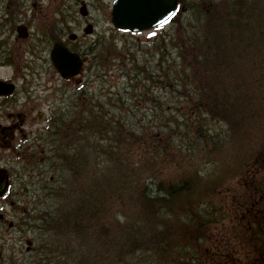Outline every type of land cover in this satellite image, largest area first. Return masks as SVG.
Wrapping results in <instances>:
<instances>
[{"label": "trees", "instance_id": "obj_1", "mask_svg": "<svg viewBox=\"0 0 264 264\" xmlns=\"http://www.w3.org/2000/svg\"><path fill=\"white\" fill-rule=\"evenodd\" d=\"M262 2L264 5V0ZM204 3V8L210 11L202 34L198 38L182 36L180 41H172L178 46L180 62L175 59L168 68L163 66L143 73L145 87L151 92L157 86L166 85L183 99L179 103L181 106L172 105L167 109L170 112L168 135L163 120L143 128L134 125L131 130L124 125L131 123L129 120L123 117L111 120L103 104L101 114L96 112L81 129H76L79 125L74 124L72 152L61 149L48 155L51 167L45 173L41 170L40 182L43 194L50 195L55 208L26 213V228L33 231L41 227L45 234H50L49 243L37 247L34 255L42 261L39 264H213V252L223 244L227 245L224 252L238 253L232 259L233 264H264V213L256 215L252 209L256 202L251 204V197H258L259 203H264V167L260 169L262 177L256 174L255 182L247 188L251 192L242 187L236 188L231 196L218 193V184L225 178L233 175V179L236 178L237 171L247 160L261 151L264 155V147L253 149V139L248 141L251 147L248 150L232 147L236 133L231 120L236 113L238 121H246L249 127L264 107V27L260 25V13L248 9L245 0H232L229 8L220 14V8L212 9V5ZM260 4L261 0H256L254 5L263 9ZM231 14H236L237 19ZM244 31H249L250 36ZM165 42V38L156 42L157 54L164 53ZM229 53L239 56H230L237 64L243 61V53L247 54L245 58H255L253 67L261 69L262 78H253L251 71L249 77H242L247 82L246 88L241 84L240 87L228 85L220 77L214 82L213 69L228 66ZM112 55L116 56L109 62L121 60L119 52ZM102 64L108 66L105 60ZM141 93L146 95L145 102L153 110L163 109L157 96L149 98V103L148 92ZM141 93L134 101L138 108L143 106L139 103ZM105 96L119 103L109 98L110 95ZM255 101L259 104L255 105ZM146 106L143 107L149 108ZM120 109H129L123 114H131L133 110L130 107ZM210 121L221 122L228 128L227 139L209 127ZM100 127L101 132L114 135L108 140L110 143H123L117 150L110 144L102 152L101 174L99 167H81L87 163L92 165L97 153L101 155V136L93 138L89 150L83 152L80 148L84 149L83 144L88 139L76 134L99 131ZM54 138L60 142V137ZM166 143L167 146H163ZM201 152L210 158L218 153L224 156L221 173L211 181L193 175L194 169L163 178L162 167L170 163L165 154L178 153L186 167H193L201 160ZM57 164L64 167H57ZM81 169L87 172L84 179L78 176ZM69 172L75 173L73 181ZM51 173H57L53 180ZM38 220L41 223L37 224ZM218 230L222 231L215 232ZM34 242L37 243V239ZM214 244L220 248H213ZM246 252L253 254L251 260H244ZM4 255L0 263L19 264L13 255H9L8 260V253Z\"/></svg>", "mask_w": 264, "mask_h": 264}, {"label": "rangeland", "instance_id": "obj_2", "mask_svg": "<svg viewBox=\"0 0 264 264\" xmlns=\"http://www.w3.org/2000/svg\"><path fill=\"white\" fill-rule=\"evenodd\" d=\"M39 3H41L44 8L48 6L47 0H37ZM85 3L88 5V9L91 12V22L95 24L96 26V37L98 36L101 39L100 47L98 50H96V53H101V88L99 91L94 92V96L98 99V105L94 107L93 111H97V109H101V106L105 104V109L107 110V113H110V119L111 120H117L115 117H123L125 120H129L131 123L125 122L124 125L128 127L131 130L133 129V126L135 125L137 128L140 127H146L147 125H151L154 123H159L157 120H163L164 125V131L168 135L169 132V125L168 122L170 120V112L167 110L169 107L173 105V107L176 105L181 106L183 102V99L180 98L178 93H173L166 85V87L157 86V88H154V91L151 92V90L147 87H145V77L143 76V73H145V70L148 72V70H159L161 67L168 68V65L171 63H174V60L177 59V63L180 62L179 59V49L177 44H175L178 40L180 41L181 37H185L186 39H190V37H196L198 38L203 31L204 26L206 25L207 21V14L210 11L209 9H205L204 6L206 2L208 5H212V9H218L220 14L221 12L224 13V10H227L229 6L232 3V0H183V8L180 12V15H178L173 21L170 23L154 28L152 30L138 32V33H127L122 32L119 29H116L112 22H111V13H110V6L112 0H84ZM79 0H56V8H52L51 12H57V15L55 16L56 19L60 18V14L58 16V11H60V8H65L64 5H69L70 11L69 14L72 17V20L74 21H81L80 19L84 18L80 15L79 10L80 6L77 5ZM235 2V1H234ZM256 0H245L244 5L248 4V9L253 10V12L260 13L261 16V23L260 25L264 27V13L263 9L257 8L256 5H254ZM201 3V4H200ZM217 4V7L214 5ZM254 5V6H252ZM261 6L263 5L260 4ZM66 14V12H64ZM68 14V13H67ZM216 15V14H214ZM213 15V16H214ZM225 16V14H224ZM233 19H237L236 14H231ZM228 18H230L228 16ZM247 19V16H245ZM78 23H73L71 25L72 29H77ZM248 30V29H247ZM245 35L247 37L250 36L249 31H244ZM154 33V35H151ZM161 37H165V43L167 45L164 46V53L157 54L159 49L157 44L155 43L156 40L162 39ZM176 41V42H172ZM156 47V48H155ZM251 49L253 48L250 47ZM113 52H119L123 53L121 54V60L117 59L116 62H109L108 59H111L113 57ZM106 54V55H105ZM244 58L243 61L240 63H235L234 60L231 57L238 56L234 53H229L227 55V64L226 67L214 68L213 69V75H214V82H218V78L220 77L225 81L228 85H234V87H240V84L243 85L246 88L247 82L242 79L243 76L249 77L251 71L253 73V78L261 77V69H258L259 67H253L255 66V58L246 57L247 54L243 53ZM116 56V55H115ZM114 56V57H115ZM231 56V57H230ZM113 57V58H114ZM239 57V56H238ZM105 60L106 63H108V66L106 67L105 64H102V61ZM117 64V65H116ZM259 64V63H258ZM116 65V66H114ZM262 65L264 66V59L262 60ZM219 73V76H216L215 74ZM158 74H160L158 72ZM262 78V77H261ZM157 84L161 85V82L158 81ZM262 91H264V83L262 86ZM146 90V93L148 95L147 101L150 103L149 98L157 96L160 103L163 105V111L156 108L153 110L152 106L149 104H146L145 97L146 95H143L141 92H144ZM101 91V92H100ZM241 91H243L241 89ZM142 95V99H139V103H142L143 106L149 105L150 108H144L142 105L140 108L136 107L134 104V101L137 97V94ZM105 95H110L109 98L116 99V101H119V103H116L115 101L108 100ZM122 98H120V97ZM264 97V95H262ZM120 99V100H119ZM81 104V103H80ZM145 104V105H144ZM255 105L259 104V101L254 102ZM96 105V103L94 104ZM100 105V107H98ZM153 108L156 107L154 104ZM184 105V104H182ZM146 106V107H147ZM78 108H80V105H77ZM127 108L130 107L133 110H131V114H123L122 112H126L129 109H120V108ZM152 109V111H151ZM262 111L259 113L256 119L254 120V124L251 126H247L245 123L246 121L239 122L237 119L236 113H233L231 116V120L235 126L236 133V140L234 144H232V147L239 149V147L250 149V145L248 141L254 140V147H264V107L261 109ZM77 112V108L73 112H68L66 114L67 122L71 123L68 124V128L72 129L74 127L73 123L74 116ZM180 116H176V118H179ZM84 119V117H82ZM89 118V117H88ZM86 120H89V119ZM181 119V118H179ZM72 120V121H71ZM71 121V122H70ZM83 121V120H82ZM85 123H80L79 127L76 129H81ZM78 125V124H77ZM130 125V126H127ZM160 127V130L162 129V126ZM159 124L156 125V128L159 129ZM209 127H211L215 133H220L224 138L227 136L225 132L228 130L226 126L223 125L221 122L216 121H210ZM248 127V128H247ZM249 129L248 131H246ZM75 130V129H73ZM251 131V133L249 132ZM88 133H79L77 134L86 140L83 145L84 149L81 151L86 152L89 150V147L92 143L93 138H98L97 136L100 135L101 138V155L97 153V157H94L93 164L90 165L87 163L84 166L81 167H99L100 168V174H101V160L103 157V153L106 147H110V144L113 145V150H117L122 147V142H117V145L110 143L108 140L111 139L112 136H114L111 132L108 133L106 131L101 132L100 130H94L92 132ZM256 135V136H255ZM163 136V135H162ZM255 137V139H254ZM122 138V137H120ZM164 138V137H163ZM251 139V140H250ZM253 139V140H252ZM108 141V142H107ZM115 143V142H114ZM178 145V144H177ZM180 145V144H179ZM190 144H188L189 146ZM187 146V147H188ZM80 147V146H79ZM167 148V147H165ZM233 148V149H234ZM133 147H129L130 152L132 153ZM171 149L173 152H177V149L174 147ZM182 149H185L184 147ZM236 149V151H238ZM188 150V148H186ZM64 151H68L67 147L64 149ZM80 151V152H81ZM52 153V152H51ZM89 153V152H88ZM222 153V152H221ZM42 154L41 157V164L42 167L39 169L46 170L47 168L51 167V164L46 159L48 158V153ZM200 161L198 164L193 165V167H186V163L183 162L182 158L178 155V153H167L164 156L167 158V160L170 163L165 164L162 167V173L163 178H167L169 176H175V175H181L183 170H189L194 169L193 175L197 174L196 176L203 179L204 181L208 182L211 181L214 177H216L218 174L221 173L222 169V161L224 160V156L220 153L215 154L214 158H210L208 155L204 154L203 152L200 153ZM86 155V154H85ZM51 156V155H50ZM263 157V158H262ZM196 160V157H195ZM95 164V165H94ZM103 166V165H102ZM198 166V168H196ZM57 167H64L61 164H57ZM76 167V166H74ZM144 167H148L144 166ZM149 167H152L150 165ZM209 167V168H207ZM239 171H237L238 174L236 178L233 179L232 177L225 178L223 182L218 184V193H223L224 195L230 193V196L233 194V189L236 188H242V184H248L250 182L251 176L249 174L255 173L258 169H261L264 167V155L263 152H259L256 156H253L251 159L247 160L246 163H244ZM74 171V169L72 170ZM71 171V172H72ZM69 172L70 179L73 181L75 173ZM199 172V173H198ZM207 172H210L211 174H207ZM260 174V177H262V171L259 170L256 173ZM62 170L60 171V178H61ZM85 170H80L78 172V176H80V179H84L86 176ZM57 174V173H56ZM55 173H51L50 175H56ZM160 180V179H157ZM239 182V183H238ZM220 186L224 187V189H221ZM226 195V196H227ZM36 197V204L35 208L36 212H42L43 209H54L53 202L50 200V195L43 194V189L40 181L37 182L36 192L31 193V197ZM252 196V195H251ZM258 197H251V204L253 202H256L253 205V210L260 209L257 212L263 214L264 213V203H259ZM27 207V205H26ZM34 207V206H29ZM35 212V213H36ZM37 224L41 223L39 220L36 222ZM222 230H218L215 232H219ZM44 229L41 227H36V230L33 231H27L24 235H10L11 240L8 241V243H5V241L1 242L2 245L1 249L4 250L3 253H0V257L5 256V252L8 253L7 260L10 259L9 255H13L12 257L16 259V261L19 264H27L31 262L30 264H39L42 261L37 260L38 257H34L35 253L37 252V249L40 248L39 246L46 245L51 240L49 233H44ZM40 234V236H39ZM15 238L14 240H12ZM17 238L20 240L17 241ZM37 239V243L35 245H29L27 244L28 240L35 241ZM41 241H38L40 240ZM31 246L30 248H28ZM38 247V248H37ZM0 249V252H1ZM101 250V249H100ZM219 250V249H218ZM221 257L231 253L230 251H227L224 253V251H221ZM216 254V252H213ZM105 254H108L106 252ZM235 256H238V253L234 252ZM246 254V255H245ZM102 255V254H101ZM244 260H251L250 258L253 256V254L250 253H243ZM219 257V258H221ZM234 257V255H233ZM5 261V260H4ZM213 262V261H212ZM14 262H8L5 261V264H12ZM1 264H3L1 262ZM223 264V263H221Z\"/></svg>", "mask_w": 264, "mask_h": 264}, {"label": "flooded vegetation", "instance_id": "obj_3", "mask_svg": "<svg viewBox=\"0 0 264 264\" xmlns=\"http://www.w3.org/2000/svg\"><path fill=\"white\" fill-rule=\"evenodd\" d=\"M47 2L44 8L37 0H0V243L25 232L27 167H34L35 182L50 125L68 123L66 114L78 112L81 99L101 88L96 26L86 34L90 18L74 21L64 5L56 19V0ZM57 44L79 54L80 74L59 73L52 57Z\"/></svg>", "mask_w": 264, "mask_h": 264}, {"label": "water", "instance_id": "obj_4", "mask_svg": "<svg viewBox=\"0 0 264 264\" xmlns=\"http://www.w3.org/2000/svg\"><path fill=\"white\" fill-rule=\"evenodd\" d=\"M177 1L116 0L113 22L120 28L131 30L150 28L168 17L174 11Z\"/></svg>", "mask_w": 264, "mask_h": 264}, {"label": "snow or ice", "instance_id": "obj_5", "mask_svg": "<svg viewBox=\"0 0 264 264\" xmlns=\"http://www.w3.org/2000/svg\"><path fill=\"white\" fill-rule=\"evenodd\" d=\"M169 21L168 20H164L163 22H162V25L161 26H163L164 24H167ZM151 35H154V33H152Z\"/></svg>", "mask_w": 264, "mask_h": 264}, {"label": "bare ground", "instance_id": "obj_6", "mask_svg": "<svg viewBox=\"0 0 264 264\" xmlns=\"http://www.w3.org/2000/svg\"><path fill=\"white\" fill-rule=\"evenodd\" d=\"M163 87H166V86H163Z\"/></svg>", "mask_w": 264, "mask_h": 264}]
</instances>
